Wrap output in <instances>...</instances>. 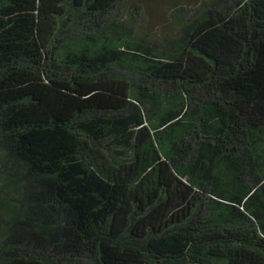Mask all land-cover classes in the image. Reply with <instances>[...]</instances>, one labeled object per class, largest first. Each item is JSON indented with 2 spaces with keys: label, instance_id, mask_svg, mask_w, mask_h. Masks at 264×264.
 <instances>
[{
  "label": "trees",
  "instance_id": "16d2710c",
  "mask_svg": "<svg viewBox=\"0 0 264 264\" xmlns=\"http://www.w3.org/2000/svg\"><path fill=\"white\" fill-rule=\"evenodd\" d=\"M184 1L0 0V264H264V0Z\"/></svg>",
  "mask_w": 264,
  "mask_h": 264
},
{
  "label": "rangeland",
  "instance_id": "374dc122",
  "mask_svg": "<svg viewBox=\"0 0 264 264\" xmlns=\"http://www.w3.org/2000/svg\"><path fill=\"white\" fill-rule=\"evenodd\" d=\"M147 3V19L151 29L167 27L172 21L170 11L174 0H145ZM184 1V0H183ZM199 0H185L186 4H196ZM193 6V5H191ZM150 23V24H149Z\"/></svg>",
  "mask_w": 264,
  "mask_h": 264
}]
</instances>
